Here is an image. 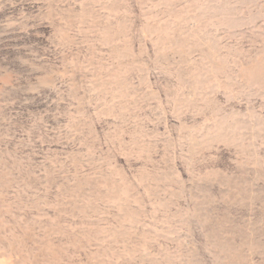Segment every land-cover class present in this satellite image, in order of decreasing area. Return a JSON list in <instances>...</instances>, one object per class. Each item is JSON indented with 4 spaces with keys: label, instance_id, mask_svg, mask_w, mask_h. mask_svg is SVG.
I'll list each match as a JSON object with an SVG mask.
<instances>
[{
    "label": "rangeland",
    "instance_id": "rangeland-1",
    "mask_svg": "<svg viewBox=\"0 0 264 264\" xmlns=\"http://www.w3.org/2000/svg\"><path fill=\"white\" fill-rule=\"evenodd\" d=\"M0 264H264V0H0Z\"/></svg>",
    "mask_w": 264,
    "mask_h": 264
}]
</instances>
